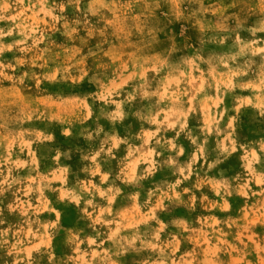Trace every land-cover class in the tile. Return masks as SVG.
Returning <instances> with one entry per match:
<instances>
[{"label":"rangeland","instance_id":"obj_1","mask_svg":"<svg viewBox=\"0 0 264 264\" xmlns=\"http://www.w3.org/2000/svg\"><path fill=\"white\" fill-rule=\"evenodd\" d=\"M0 264H264V0H0Z\"/></svg>","mask_w":264,"mask_h":264}]
</instances>
